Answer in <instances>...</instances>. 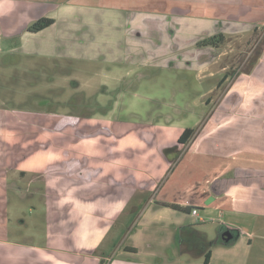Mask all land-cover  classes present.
<instances>
[{"label":"rangeland","instance_id":"rangeland-1","mask_svg":"<svg viewBox=\"0 0 264 264\" xmlns=\"http://www.w3.org/2000/svg\"><path fill=\"white\" fill-rule=\"evenodd\" d=\"M167 1H139L130 10L205 9L217 20L248 22L256 5L242 3L238 11L236 0ZM168 27L160 21L135 31L64 28L56 39L65 46L45 55L15 51L21 37L0 36V239L84 254L130 244L184 264L207 251L189 242L223 239L219 221L201 217L212 207L208 195L242 179L256 184L242 194L256 202L244 204L246 214L235 219L254 234L253 254L261 253L264 55L256 52L264 30L198 48L222 28L205 35L203 22L182 26L183 35L180 25ZM186 128L196 135L179 145ZM163 201L200 203L196 223L176 230L175 220L194 219L140 215L145 205L158 209ZM236 233L230 229L227 238Z\"/></svg>","mask_w":264,"mask_h":264},{"label":"crops","instance_id":"crops-1","mask_svg":"<svg viewBox=\"0 0 264 264\" xmlns=\"http://www.w3.org/2000/svg\"><path fill=\"white\" fill-rule=\"evenodd\" d=\"M139 1L147 6L150 3H156L157 0H0V36H20V46L18 45L15 51L25 50L28 53L45 55L46 50L56 51V48L65 46L63 45L65 42L62 39H56V35H59L58 33L64 28H66L65 31L69 29H75L74 31L85 29L92 32L98 28L115 29V27H125L130 31H135L138 29L137 27L146 22L147 24H156L164 21L169 26V29L175 25H180L181 28H183L182 26L193 27L204 22L209 28L207 30L204 29L203 34L212 35L214 28H217V30L222 28L221 33L226 37L228 35L236 36L244 33L259 34L261 30H264V5L262 3L264 0L235 1L236 5L233 6V9L238 11L241 9L242 6L240 4L242 3L256 4L251 9L252 15L250 16L252 20L248 22L232 18L217 20L211 18V15L203 13L205 9L196 15H186L181 10H178V12L171 11L172 13L151 11L153 9L148 7H146L147 9L130 10L132 9V4ZM228 1L232 0H226V2ZM173 2L178 1H167L170 5ZM185 2L187 3L185 0L182 3ZM224 9L226 10L227 7L224 6ZM260 15L263 17L259 18ZM43 17L53 19L55 21L54 24L39 33L33 34L27 31L28 26ZM176 32L185 35L184 28L179 29V31L176 29ZM49 33L52 34L51 38H48ZM190 36H187V39L191 38L189 40L194 41L195 36H192V33H190ZM225 76L227 75H224L223 78ZM263 90L264 88L262 92H264ZM255 185L254 182L245 183L242 179H239L230 185H222L221 183L216 195H208V197L212 196V200L207 204L212 207L204 208V212L199 213L202 218H209L208 221L210 222L219 221L220 225H222L223 239L221 238L215 243L213 241L210 245L206 243L204 246H198L194 241L192 243L189 242L192 248L201 252L203 250L207 251L204 257L190 259L184 264H264V236L257 235L260 239L261 253L253 254L254 234L235 219V217H238V214H246L244 213L246 209H243L244 204L256 202V198L254 200L250 197L251 199L248 200L242 195L248 192L252 193L256 187ZM163 203L177 204L181 207H193L195 209L202 206L200 203L183 204L163 201L157 206L159 207L158 209L152 208L150 204L145 205L140 215L146 218L151 216L160 222H169L178 213L187 214L194 219L191 224L188 223L189 225L180 224L178 220H175V223L172 224L174 226L177 225L175 226L176 230L193 226V223H196L195 219L198 216H194L192 211L183 213L165 207L162 205ZM249 214L253 215L254 212L252 211ZM249 221L251 220L249 219ZM200 222H205V220ZM230 229L236 230L237 233L231 234V237L228 239L227 235ZM235 236L237 237L234 240ZM208 256L209 261L206 263V257ZM166 262L155 253L139 251L134 245L130 244L114 250L110 254H84L72 253L63 247L31 246L0 239V264H177L174 261L170 263Z\"/></svg>","mask_w":264,"mask_h":264},{"label":"trees","instance_id":"trees-1","mask_svg":"<svg viewBox=\"0 0 264 264\" xmlns=\"http://www.w3.org/2000/svg\"><path fill=\"white\" fill-rule=\"evenodd\" d=\"M54 20L51 18H40L39 20L35 21L34 23H32L30 26H28L27 31L30 33H39L45 29H47L48 27L52 26L54 24ZM225 35L220 33H217L213 36H210L204 40H201L200 42L197 43V47L198 48H203V47H215V48H220V45L223 44V42L225 41ZM225 78H227V76H225L221 81L220 84H222V81L225 80ZM196 133V130L194 128H186L182 131V133L180 134V136L178 137V144L179 145H186L190 142V140L194 137ZM174 151H177V147H175L173 150H170L169 153H172ZM165 207L168 208H172L174 210L183 212V213H189L190 211H192V209L195 208H191V207H181L180 205L177 204H166L163 203L162 204ZM209 256L206 257V263H208Z\"/></svg>","mask_w":264,"mask_h":264},{"label":"flooded vegetation","instance_id":"flooded-vegetation-1","mask_svg":"<svg viewBox=\"0 0 264 264\" xmlns=\"http://www.w3.org/2000/svg\"><path fill=\"white\" fill-rule=\"evenodd\" d=\"M263 47H264V45H263ZM263 47H262L261 50H260V49L257 50L256 53L258 54V56H261V55L263 54V52H264V51H262V50L264 49ZM250 63H251V64H252V63H257V59H256V57H255V60H252Z\"/></svg>","mask_w":264,"mask_h":264},{"label":"built area","instance_id":"built-area-1","mask_svg":"<svg viewBox=\"0 0 264 264\" xmlns=\"http://www.w3.org/2000/svg\"><path fill=\"white\" fill-rule=\"evenodd\" d=\"M192 214H193L194 216H198V210H197V209H193V210H192ZM201 221H203V220L201 219Z\"/></svg>","mask_w":264,"mask_h":264},{"label":"water","instance_id":"water-1","mask_svg":"<svg viewBox=\"0 0 264 264\" xmlns=\"http://www.w3.org/2000/svg\"><path fill=\"white\" fill-rule=\"evenodd\" d=\"M212 200V198L208 201V203L210 202ZM230 237H231V235H230ZM229 239V238H228Z\"/></svg>","mask_w":264,"mask_h":264}]
</instances>
